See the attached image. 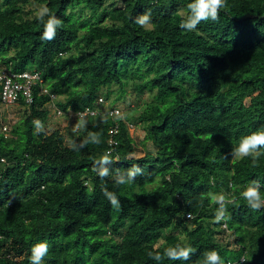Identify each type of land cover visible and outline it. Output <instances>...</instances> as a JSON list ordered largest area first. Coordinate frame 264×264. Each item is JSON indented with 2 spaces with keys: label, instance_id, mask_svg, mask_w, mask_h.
I'll use <instances>...</instances> for the list:
<instances>
[{
  "label": "trees",
  "instance_id": "trees-1",
  "mask_svg": "<svg viewBox=\"0 0 264 264\" xmlns=\"http://www.w3.org/2000/svg\"><path fill=\"white\" fill-rule=\"evenodd\" d=\"M190 2L0 0V69L36 70L42 79L10 135L0 121V264H29L40 241L49 244L44 264H202L212 249L225 264L242 257L241 264H264V209L251 211L240 197L252 180L264 195V156L257 167L231 157L240 137L264 124V0H227L218 22L185 32L180 10ZM45 6L63 21L52 41L41 39L35 16ZM145 12L152 29L134 22ZM44 86L67 114L96 108L99 96L115 105L130 90L142 143L155 151L135 157L127 121L107 112L84 117L87 128L68 143L58 129L37 133L32 122L45 125L49 114ZM89 131L101 143L72 150ZM110 148L114 163L102 180L92 166ZM134 164L143 175L115 185L117 170ZM105 186L120 210L103 195ZM209 192L234 201L228 219L214 222L219 205ZM177 243L194 249L189 261L148 255Z\"/></svg>",
  "mask_w": 264,
  "mask_h": 264
},
{
  "label": "clouds",
  "instance_id": "clouds-1",
  "mask_svg": "<svg viewBox=\"0 0 264 264\" xmlns=\"http://www.w3.org/2000/svg\"><path fill=\"white\" fill-rule=\"evenodd\" d=\"M226 4L227 0H191V2L186 5V9L182 8L180 10L181 19L179 22V28L185 32H195L198 30V26L201 22H218L220 19V12L226 8ZM35 16L43 25L41 39L44 41L54 40L56 38L57 29L62 26L63 21L52 14L46 6L39 8ZM46 17L47 19H45ZM134 22L140 27L146 29L154 28L150 12L140 14L136 17ZM56 98L55 95L54 100L47 104H50L52 107L53 105L55 106ZM104 101L105 104L111 105L106 100ZM76 113H72L74 117H78L76 116ZM63 114L67 115V113ZM115 115L120 119H124L123 114L119 112H116ZM127 122L130 123L129 121ZM32 123L37 133L44 131V125L39 119L34 120ZM87 123V120L84 118L83 114H81L75 125V129L84 130L87 128ZM90 143L96 145L101 143L100 137L97 133L89 131L85 139L81 140L79 144L73 142L70 147L74 151H79ZM262 156H264V124L249 134L240 137L238 142L231 149L232 159L240 160L250 158L253 167L259 166V161ZM112 163H114V161L111 158V152L107 151L99 159L94 161L92 171L103 180L111 175V169L109 166ZM140 175H143V169L138 164H134L126 171L117 170L114 176V183L117 186L128 185L133 183L136 177ZM102 192L113 209H121V202L115 192L109 191L106 186L102 188ZM208 197L211 202L219 205L214 216V222L219 223L222 220L228 219L226 205L233 203L234 201L228 199L222 193L209 192ZM240 197L247 202V207L251 211L258 212L261 209H264V195H262L261 182L259 180L250 181L240 191ZM188 216L190 218L191 213H189ZM193 253L194 249L191 246L184 243H177L174 246L166 247L162 253L157 252L153 254L152 252H149L148 255L151 259L157 262L164 259L171 261H189ZM48 254L49 244L46 241L34 243L30 248V255L28 257L29 264H44L45 258ZM202 264H225V260L221 257L218 251L212 249L203 253Z\"/></svg>",
  "mask_w": 264,
  "mask_h": 264
},
{
  "label": "rangeland",
  "instance_id": "rangeland-1",
  "mask_svg": "<svg viewBox=\"0 0 264 264\" xmlns=\"http://www.w3.org/2000/svg\"><path fill=\"white\" fill-rule=\"evenodd\" d=\"M127 95L128 96L125 101L118 102L113 106L120 108L124 119L132 123L130 134L133 136L136 145L134 156L141 157L147 151L154 152L155 148L150 141H145L142 143L144 138V130L134 122V116L139 112L140 109L134 106L135 95L130 92V90L128 91ZM147 98L148 94L146 93L142 95L141 100L145 101ZM47 109L49 110V114L44 125V130L47 132H51L54 129L60 130L64 136V141L68 143L76 133L75 125L77 123V119L72 113H68L67 115H56L54 108L50 104H47ZM28 112L27 106L23 107L19 104L6 106L0 104V121L7 128L8 135H10L9 131L11 127L21 118H24ZM176 233L180 241L184 240L185 236L181 230H178ZM224 239L227 240V237ZM163 243V240H159L156 246L163 245Z\"/></svg>",
  "mask_w": 264,
  "mask_h": 264
},
{
  "label": "built area",
  "instance_id": "built-area-1",
  "mask_svg": "<svg viewBox=\"0 0 264 264\" xmlns=\"http://www.w3.org/2000/svg\"><path fill=\"white\" fill-rule=\"evenodd\" d=\"M42 83L41 72L40 71H11L6 68L0 69V103L2 105H16L29 106L33 102V88L37 84ZM40 93H44L50 96V102L55 98L53 93L48 92L47 88L44 86L40 89ZM23 102V104H21ZM54 111L57 115H63V112L53 105ZM107 112L109 115L114 116L116 112L122 114L120 108L105 104V101L102 97H98L96 108L89 109L86 108L83 111H78L76 116L80 117L83 114L84 117L94 116L99 113ZM116 116V115H115ZM128 123V122H127ZM132 123H128L129 128H131ZM2 131L7 136V128L2 127ZM117 133V127H112L109 130L110 138L108 139V144L111 147L116 144V141L112 136ZM111 148L108 151L111 152ZM117 159V158H115ZM186 217H189L186 214ZM192 217V215H191ZM244 258L242 257L240 261H236L229 264H241Z\"/></svg>",
  "mask_w": 264,
  "mask_h": 264
}]
</instances>
